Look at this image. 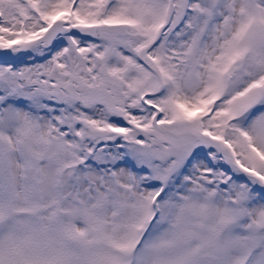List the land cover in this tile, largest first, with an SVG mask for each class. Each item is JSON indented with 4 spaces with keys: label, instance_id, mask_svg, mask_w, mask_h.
Here are the masks:
<instances>
[{
    "label": "snow or ice",
    "instance_id": "snow-or-ice-1",
    "mask_svg": "<svg viewBox=\"0 0 264 264\" xmlns=\"http://www.w3.org/2000/svg\"><path fill=\"white\" fill-rule=\"evenodd\" d=\"M0 264H264V0H0Z\"/></svg>",
    "mask_w": 264,
    "mask_h": 264
}]
</instances>
